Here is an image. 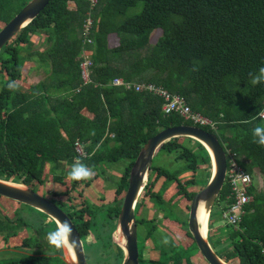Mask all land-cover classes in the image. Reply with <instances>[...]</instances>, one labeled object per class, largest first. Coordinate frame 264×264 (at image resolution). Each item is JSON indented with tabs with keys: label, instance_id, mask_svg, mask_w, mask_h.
Wrapping results in <instances>:
<instances>
[{
	"label": "trees",
	"instance_id": "obj_1",
	"mask_svg": "<svg viewBox=\"0 0 264 264\" xmlns=\"http://www.w3.org/2000/svg\"><path fill=\"white\" fill-rule=\"evenodd\" d=\"M29 1L0 0V28ZM137 6H141L139 11L134 9ZM86 18L91 19L93 29L85 36ZM157 29L160 34L151 41ZM34 36L42 38L43 48L34 46ZM86 60L90 61L87 80L81 67ZM26 62L45 74L25 88L20 80ZM261 68L264 0H97L95 4L91 0H50L0 50V178L27 184L42 194L39 187L45 182L46 168L52 170L53 180L63 187L49 199L68 214L84 251L95 256L94 264H121L123 249L113 241L112 233L140 148L163 128L198 125L214 132L226 152L236 153L237 163L254 182L249 188L252 200L245 205L241 220L226 222V233L215 236L216 245L224 243L217 253L229 263L264 264V187L255 185L257 175L264 182V146L253 135L254 127L264 126L259 116L264 83L252 82ZM116 77L153 82L182 94L192 110L209 116L213 124L200 125L177 112L166 114L160 96L113 85ZM10 81L16 82L15 90L7 87ZM76 143L82 146V154ZM157 150L172 155L180 166L170 170L152 162L135 211L148 196L162 218L179 225L184 239L177 242L167 235L169 244L161 248L160 256L145 258L139 239L153 240L157 223L155 217L136 215L142 234L138 233V261L194 264L192 256L198 248L187 217L176 208L177 198L190 203L202 188L195 189L198 173L210 178L211 156L202 143L188 136L173 137ZM77 158L94 170L91 179L69 178L65 183V173L51 169L53 164H67L70 171ZM113 164L121 172L114 178L110 201L92 204L83 198L78 204L73 202L80 195V185H89ZM188 170L191 177L180 179ZM169 182L175 183L176 190L166 197ZM229 192L225 180L217 198L221 218ZM26 206L32 210L31 220L7 214L0 219L3 239L19 235L26 226L34 231L19 245L0 248L11 254L0 256V264H67L62 249H43L49 247L44 233L55 229V221Z\"/></svg>",
	"mask_w": 264,
	"mask_h": 264
},
{
	"label": "water",
	"instance_id": "obj_2",
	"mask_svg": "<svg viewBox=\"0 0 264 264\" xmlns=\"http://www.w3.org/2000/svg\"><path fill=\"white\" fill-rule=\"evenodd\" d=\"M50 0H30L26 3L3 27L0 28V50L3 45L15 35L23 26L31 21ZM188 136L202 143L211 156L212 172L206 185L198 190L190 200L187 225L192 234L198 250L209 264H230L216 253L207 234V225L211 209L223 187L227 169L226 152L216 134L204 130L194 124H179L161 129L147 139L140 148L128 176V187L122 199L117 217V228L122 238L120 246L123 249L121 264H139L138 261V225L135 214V205L144 189L151 171L154 155L162 143L178 137ZM0 195L15 201L32 206L47 214L54 221L68 220L73 232L70 240L79 241L75 250V259L68 251L63 250L62 258L67 264H89L86 260L83 244L74 223L68 214L51 201L48 197L38 193L27 184L0 178ZM202 218H198L199 211ZM205 220V231L203 222Z\"/></svg>",
	"mask_w": 264,
	"mask_h": 264
},
{
	"label": "rangeland",
	"instance_id": "obj_3",
	"mask_svg": "<svg viewBox=\"0 0 264 264\" xmlns=\"http://www.w3.org/2000/svg\"><path fill=\"white\" fill-rule=\"evenodd\" d=\"M141 6H137L134 9L136 11H139ZM160 34L159 29L155 30L152 33L151 36V41H154L157 36ZM33 44L36 48H43L44 46L42 45V38H39V36H34L33 37ZM45 73L42 71V68H39L36 70L35 67H33L32 62H26L23 68V73L21 76L20 84L23 87H28L31 83L38 81L40 77H42ZM184 141H188L187 138H185ZM153 163L157 165H163L167 168H170V170H175L180 166V162H176L173 158L172 155H168L163 153V151L157 150L154 158H153ZM59 174V173H65V183L69 182V176H68V168L69 165H58V164H53L51 166V169ZM53 171L46 168L45 171V182L42 184L39 188L41 189L42 195L44 194L48 198L50 195L53 193L54 190H58L60 187H63V183L60 184L56 181L53 180L52 173ZM121 172V167L118 166L117 164L111 165V167L106 169V172L102 174L98 179H94L90 182L89 185H80L78 187V193L77 197L74 199V203H77L79 200L86 198L89 200L92 204H102L106 203L107 201H110L112 199V189L114 187V178L117 177ZM212 168L209 169V173L211 175ZM191 177V171H185L180 175V179L186 180L187 178ZM202 172L198 173V178H197V183L199 185L195 186V189L199 188L200 186L206 185L208 181V176L207 178H202ZM258 178V179H257ZM162 177L158 179L156 185L154 188L156 189L157 187L159 188L161 182H162ZM207 179V180H205ZM261 182V185L263 184V179L261 175H257L255 177V185L258 183V181ZM264 186V184H263ZM176 190L175 183L174 182H169V188L167 191L164 192V196L168 197L173 194V192ZM142 192L140 193V195ZM140 195L138 199L140 198ZM178 203H177V209L181 211V214L185 217L188 218L189 214V205L190 203L188 201H185L181 199L180 197L177 198ZM78 204V203H77ZM189 204V205H188ZM32 210L26 204H23L21 202L15 201L13 199H10L8 197H1L0 198V219L5 218V214L10 216L11 218H16L18 216H23L25 219H32L31 213ZM135 214L137 216H147L148 219L155 217V222L157 223V230L154 233L153 240L147 239L146 241L143 242L142 239H139V250L143 251V256L145 258H156L160 256V250L164 246L165 248L168 246L169 242V237L170 236L173 240L177 242H182L184 239L183 236V231H180L178 229L179 225H176L175 223L171 222V218L164 219L162 218V212L160 209H156L154 207L153 201L148 199V196H146V199L144 201V204H142L140 207H138L135 211ZM20 216V217H21ZM207 228V236L210 234L209 241L210 243L212 242L214 246V250L216 253L218 251H222L224 243L221 244H215V236L218 237L219 233H226V222L221 218V205H218V201L216 200L213 204V207L211 209V215H210V222L208 221ZM19 235L16 236H9L7 238L1 237V232H0V248H8L7 246H12V245H19L21 243V239L25 235H32L33 234V229L30 228L29 226L24 227ZM138 233L141 234V231L138 227ZM142 235V234H141ZM168 235V236H167ZM112 238L113 241L117 244H120L122 238L120 237V234L118 232V229H115L112 233ZM44 240H47V233H44L43 236ZM88 240H91L89 237ZM7 241V242H6ZM48 242V240H47ZM228 242V241H227ZM50 248L51 250L53 247L49 244L48 246H45L43 249H48ZM55 250V249H54ZM0 256H9L11 255L8 253V250H0ZM63 252V250H62ZM85 257L94 264L96 262L95 256H93L90 252L84 251ZM218 254V253H217ZM194 260V264H209L204 257L200 254L199 250H195V254L192 256ZM86 259V260H87ZM88 262V261H87ZM98 264V262H97ZM230 264H236V263H230Z\"/></svg>",
	"mask_w": 264,
	"mask_h": 264
},
{
	"label": "built area",
	"instance_id": "obj_4",
	"mask_svg": "<svg viewBox=\"0 0 264 264\" xmlns=\"http://www.w3.org/2000/svg\"><path fill=\"white\" fill-rule=\"evenodd\" d=\"M91 1L95 4L97 0ZM90 27L91 19L87 18L86 22L84 23V33L87 34ZM89 64V60H86L81 64L83 78L85 80L88 79ZM112 84L116 86H123L126 89L150 92L157 96H160L163 99L162 110L166 114L177 112L184 118L192 120L194 123L211 125L213 124L210 118L206 117L198 111L192 110L185 96L176 92H171L161 85H157L153 82L126 81L121 77L114 78L112 80ZM259 116L264 120V107L260 111ZM76 149L78 153H83V149L80 144L76 143ZM226 158L227 169L225 180H227L230 186V192L227 196L230 201L222 211V218L227 223L237 224L245 213V205L252 200V194L249 192V188L253 185L254 182L252 175L237 163L235 159V152L228 150L226 152Z\"/></svg>",
	"mask_w": 264,
	"mask_h": 264
},
{
	"label": "clouds",
	"instance_id": "obj_5",
	"mask_svg": "<svg viewBox=\"0 0 264 264\" xmlns=\"http://www.w3.org/2000/svg\"><path fill=\"white\" fill-rule=\"evenodd\" d=\"M253 84L264 83V68L259 69L258 73L253 78ZM7 87L11 90L17 88L15 81H10ZM253 135L256 138L255 142L264 146V126H256L253 129ZM94 170L85 165L79 158L72 164L68 176L71 180L81 181L89 180L93 177ZM73 228L68 220H55V229L47 233L48 243L55 249H64L72 254L75 259V250L79 247V241L76 239L70 240Z\"/></svg>",
	"mask_w": 264,
	"mask_h": 264
},
{
	"label": "bare ground",
	"instance_id": "obj_6",
	"mask_svg": "<svg viewBox=\"0 0 264 264\" xmlns=\"http://www.w3.org/2000/svg\"><path fill=\"white\" fill-rule=\"evenodd\" d=\"M90 15V14H89ZM88 15V16H89ZM91 16V15H90ZM91 18V17H90ZM87 19V18H86ZM84 23V22H83ZM93 24V23H92ZM83 28V27H82ZM81 28V29H82ZM91 29H93V28H90L89 30H91ZM92 31V30H91ZM89 34L91 35V33L89 32ZM84 35H85V33H84ZM89 35V36H90ZM93 35V34H92ZM86 36V35H85ZM87 38V37H86ZM83 39H84V37H83ZM83 42H84V40H83ZM90 60V59H89ZM83 61V60H82ZM82 63V62H81ZM91 67V66H90ZM82 74V73H81ZM91 74V73H90ZM89 81V80H88ZM158 85V84H157ZM174 113V112H173ZM170 114V113H169ZM178 114V113H177ZM201 114H203V113H201ZM206 116V115H205ZM208 118H209V116H208ZM189 120V119H188ZM211 120H213V119H211ZM264 121V120H263ZM192 122V121H191ZM201 125V124H200ZM202 125H204V124H202ZM208 125V124H207ZM210 125V124H209ZM212 133H214V132H212ZM219 139V138H218ZM227 147V146H226ZM228 151V150H227ZM234 152V151H233ZM238 155V154H237ZM3 178V177H2ZM227 181V180H226ZM254 186V185H253ZM250 190V189H249ZM125 195V194H124ZM247 210V209H246ZM202 211H201V209H200V211H199V213H198V218L199 219H201L202 218ZM223 219V218H222ZM202 222H203V230L202 231H205V220H202ZM228 224V223H227ZM209 230V229H208Z\"/></svg>",
	"mask_w": 264,
	"mask_h": 264
},
{
	"label": "crops",
	"instance_id": "obj_7",
	"mask_svg": "<svg viewBox=\"0 0 264 264\" xmlns=\"http://www.w3.org/2000/svg\"><path fill=\"white\" fill-rule=\"evenodd\" d=\"M263 184H264V182H263ZM263 184L261 185V182H260V181H258V183H257L258 187H260V188L264 187ZM208 221H210V218H209ZM208 225H209V224H208Z\"/></svg>",
	"mask_w": 264,
	"mask_h": 264
},
{
	"label": "flooded vegetation",
	"instance_id": "obj_8",
	"mask_svg": "<svg viewBox=\"0 0 264 264\" xmlns=\"http://www.w3.org/2000/svg\"><path fill=\"white\" fill-rule=\"evenodd\" d=\"M45 196V195H44ZM47 197V196H46ZM189 211V210H188Z\"/></svg>",
	"mask_w": 264,
	"mask_h": 264
}]
</instances>
